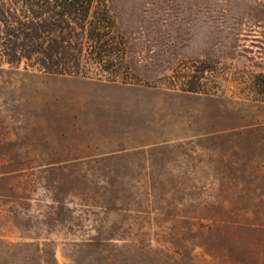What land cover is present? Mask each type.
Listing matches in <instances>:
<instances>
[{
  "label": "rangeland",
  "instance_id": "obj_1",
  "mask_svg": "<svg viewBox=\"0 0 264 264\" xmlns=\"http://www.w3.org/2000/svg\"><path fill=\"white\" fill-rule=\"evenodd\" d=\"M108 5L116 78L0 66V264H264V0ZM106 84L195 97L197 134L76 161Z\"/></svg>",
  "mask_w": 264,
  "mask_h": 264
},
{
  "label": "trees",
  "instance_id": "obj_2",
  "mask_svg": "<svg viewBox=\"0 0 264 264\" xmlns=\"http://www.w3.org/2000/svg\"><path fill=\"white\" fill-rule=\"evenodd\" d=\"M114 26L108 0H0V66L23 63L24 70L90 80L96 65L116 78L125 45ZM256 78V93L264 96V76ZM187 83L186 92L198 93Z\"/></svg>",
  "mask_w": 264,
  "mask_h": 264
},
{
  "label": "crops",
  "instance_id": "obj_3",
  "mask_svg": "<svg viewBox=\"0 0 264 264\" xmlns=\"http://www.w3.org/2000/svg\"><path fill=\"white\" fill-rule=\"evenodd\" d=\"M100 86L105 89L96 95L102 108L101 118L111 117L113 122L111 120L110 125L98 127L95 131V141L89 143L95 148H87V143H80L83 148L76 152V161L139 151L166 140H179L191 137V133L197 134V126H193L192 130L188 126L189 121L198 115L197 107L192 110L189 106L197 101L193 96L120 84ZM107 108L113 112L109 114ZM208 127L209 122L201 128L206 131ZM61 146L66 149L67 156L56 162L68 163L69 149L64 148L63 143Z\"/></svg>",
  "mask_w": 264,
  "mask_h": 264
}]
</instances>
